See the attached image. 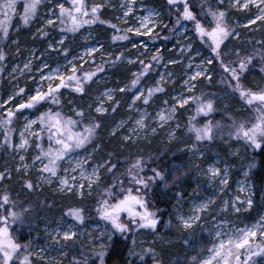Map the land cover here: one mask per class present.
<instances>
[{
  "label": "snow or ice",
  "instance_id": "obj_1",
  "mask_svg": "<svg viewBox=\"0 0 264 264\" xmlns=\"http://www.w3.org/2000/svg\"><path fill=\"white\" fill-rule=\"evenodd\" d=\"M137 2L138 0H121L119 5L121 15L115 19L127 25L124 28L112 23L111 20L101 19L103 9L115 7L110 0L103 2L57 0L55 6L48 9L49 18L45 19L44 24L45 27H59L62 36L56 43L61 46L64 45L68 33H78L85 26L91 28L97 23L107 25L112 30L110 40L113 44L118 41L132 43L130 34L141 38L147 37L149 40L157 39L159 37L157 29L168 28V25L163 24L161 13L156 8L147 6L143 0H140L142 6L137 8ZM46 3H51V0H0V43L11 39L10 29L13 27L19 31L21 25L26 27L34 22L40 15V8ZM166 4L172 22V27L168 30L183 33L191 31L211 55L196 64L195 71L184 81L185 90L190 95H182L176 98V103L170 108L160 109L156 116L152 117L153 121L158 127H163L174 120L178 107L194 105L195 110L187 122V133L192 139L188 148L190 152L203 156L198 145L213 142L217 137L224 139L225 127L228 129L229 140L243 142L245 149L264 151V41H258L261 47L247 54L242 53L240 49H230L227 52L223 50L227 47L226 41L239 35L236 28L228 23V13L223 10L224 0H216L215 7L210 0H200L198 12L192 10L191 0H166ZM228 7L237 10H250L254 7L257 10L254 17L249 18L248 25L243 27L255 25L257 22L264 25V0H229ZM17 18L19 24L14 25L13 21ZM130 20L134 22L129 24ZM189 24L191 28H188ZM37 31L41 36L48 35L43 28ZM164 39L167 40L168 37ZM12 43L17 44L19 52V42L13 40ZM185 47L191 50V44ZM49 48L56 50L53 44H49ZM132 48L138 51L143 48L145 51L141 54L147 55L148 43L142 39L139 45L132 43ZM63 51L67 55L68 50L65 48ZM105 51L104 44L97 41V45L86 47L81 55L74 56L66 65L52 68L44 62L38 68L40 82L34 91L28 92L25 88H19L6 99L0 100V135L3 136L0 148L10 149V154L19 155L20 163L15 169L17 173L23 171L27 175L31 169L36 170L37 181L29 179L24 183L28 190H34L41 183L51 185L58 182V191L79 197V201L92 196L95 192L97 195L95 213L101 221L110 225V228L101 231L100 237L92 239L106 238L111 241L116 233L121 236L133 233L135 236L142 230H150L156 234L158 225L162 222L160 219L162 210L156 207L152 195L157 191L165 195L167 191L182 186L191 170L187 165L179 164H173L171 168L162 167L158 163L160 158L152 155L146 160L144 155L136 154L121 161L114 152H109L107 159L97 158V154L102 150L98 140L99 130L104 127L103 120L110 113L115 114L121 104V101L116 99V93L131 96L128 111L137 115L135 118L130 115L127 119L119 120L109 135L115 137L121 129L127 128L128 134L120 137L121 145L132 146L141 139L140 132L149 131L147 120L150 114L146 110H140L137 101L148 105L155 94L164 91L162 85L166 83L165 76L161 74L159 80L152 86L145 88L143 85V81L153 70V62L159 64L163 59L160 49H156L149 62L138 58L132 59L123 51L118 55L108 52L109 59L103 64L96 65L94 70L85 67L95 63L94 57L97 53L103 59ZM183 51L182 48L181 52ZM197 55L200 53L197 52ZM233 56L235 59L231 58ZM7 58V53L0 47V72L4 71L3 64ZM257 60L261 64L258 69L260 82L246 84V74L256 67ZM125 62L138 64L140 70L132 72V78L123 86L105 88L92 98L87 108L72 102H70L72 106L66 108L62 103L60 99L62 90L71 89L78 97L87 96L91 84L97 82L98 73L105 71V65L119 70L120 65ZM168 63L176 64L178 61L170 58ZM214 64H218L220 69V83L224 85L223 95L203 92L200 95L191 94L194 93L197 82L208 81L211 85L214 78L211 66ZM187 67L192 69V64L189 63ZM45 69L48 70L46 74ZM18 71L21 74L25 71L31 72L32 59L25 62L23 68L16 65L12 69L13 73ZM171 75L169 72L168 76ZM225 98H235L248 114L246 118L238 119L224 111L222 119L226 118L229 121L227 124L207 119L218 111L216 105ZM164 103L167 104V101ZM227 107L225 105V109ZM41 108L44 110L40 111ZM30 110H35L32 111L31 117L23 116L25 111ZM20 116H23L24 123L17 128L15 124ZM198 118H204L205 122L199 123ZM129 124L132 125L130 128ZM176 127L179 128L180 125L177 124ZM150 131L155 134L157 129L152 127ZM168 136L170 142L176 139L175 131H170ZM29 151L35 153L31 164L26 162ZM217 163L209 164L199 174L207 177L209 182L218 181L219 191L225 192L229 186L228 166L221 169ZM122 165L127 167L120 172ZM195 167L199 169L200 165L197 164ZM251 167L254 165H249V168ZM182 168L188 170L182 171ZM148 172L151 175H148ZM248 174L245 172V177ZM10 177L11 171L7 167L0 171V182ZM107 180L111 182L106 183ZM239 192L249 194L243 200L240 195L229 199L221 198L216 208H213L217 205L216 199L209 196L199 202H193L186 212L182 210L181 205L184 193L176 192V204L173 205L172 215L178 229L195 232L199 228L203 232L208 223H212V227L207 228V236L198 237L200 242L198 250L196 241L184 240L185 245L193 248L194 254L183 264H264V209L254 222L243 223L242 226L226 218L230 211L239 214L242 209L245 211L253 209L251 187L242 183ZM17 207V202L7 191L0 193V264L34 262L61 264L55 257L48 255L49 248L52 251H59L62 256L67 255L65 248L76 244L82 235L75 228L77 224L85 222L84 208L68 207L66 212H62L61 220L57 222L56 227L51 231L46 230L51 238L50 244L47 247H38L31 241L22 244L14 235L16 229L12 226L17 223L23 224L25 214L30 211L23 207L17 211ZM206 216L210 217V221L205 219ZM65 217L71 218L75 223L68 222ZM170 224L171 220L165 226ZM89 242L91 243V240ZM132 244L134 246L136 244L134 238ZM55 245L59 248L54 247ZM106 247L105 244H101L100 250L94 252L100 264L105 262ZM143 253L151 254L154 264H161L154 249H144ZM130 255L135 253L130 251ZM81 256L82 259L79 260L73 257L69 264H89L88 258L83 257V254ZM140 258L143 261V254Z\"/></svg>",
  "mask_w": 264,
  "mask_h": 264
},
{
  "label": "rangeland",
  "instance_id": "obj_2",
  "mask_svg": "<svg viewBox=\"0 0 264 264\" xmlns=\"http://www.w3.org/2000/svg\"><path fill=\"white\" fill-rule=\"evenodd\" d=\"M100 2H103V0H97ZM140 1V0H138ZM164 1L165 6V15H166V24L168 25V28L172 27V23L167 21L168 16V7L166 4V0ZM121 2V0H120ZM193 8L192 10L194 12L199 11L200 6V0H191ZM210 3L215 7L216 6V0H210ZM229 0H224V9L228 13V23L232 25L234 28H236V31L239 33L238 36L232 37L229 39V41H226L227 47L223 50L225 52L229 51L230 49H240L242 53H251L254 49H259L261 45L257 43L258 41H264V25H261L260 22H257L255 25H250L247 27H243L244 25H248V19L254 17L256 13V9L253 7L250 10H237L235 8H229ZM154 8V7H153ZM158 10V9H157ZM48 17V9L45 10L44 18L39 20L42 23V25L34 24L33 27L38 28L40 27L44 29V31L51 32L53 28H55L56 33H61L58 26H47L45 27L44 21ZM54 18V17H53ZM170 24V26H169ZM23 28V26L21 25ZM167 28L166 31V37L168 39H171V44H174V47H168L167 51L172 50V54H166V58L164 61V66H162L159 71L155 74V77L152 79V83L154 84L157 80H159L160 75L165 76L166 83H164L162 86L164 88V91L161 93L155 94L149 101L148 105H144L142 101H137V107L144 111L146 110L150 115L147 120V123L149 125V131L147 133L140 132L139 135L141 139L138 142H145L146 146L151 145L150 141H147V137H157L156 140L153 141L154 146H150V148L157 149V150H164L166 143V147H172V151H170V162L173 164H179V165H187L188 169H190L189 173V182L191 184V190L188 193L187 197H184V199L181 201L182 210L187 211L188 208L191 206L193 202H199L202 199H206L209 196H213L214 199L217 201V205L213 206V208H216L219 206L221 198L223 199H229L230 197H235L236 195H240L241 199L243 200L245 196H247L249 193L244 192L240 193L239 188L241 187L242 183H245L251 187V196L253 199V188L252 183L250 180V169H249V156L252 155L254 152L253 149L248 148L245 149L243 142H236L234 139L229 140L227 138L228 129L227 127L224 128V139H221L220 137H217V139L210 143H205L202 145H198L200 148V151L203 152V156H200L199 153H192L188 150V148L191 146L192 139L190 138V134L187 133V122L188 117L194 112L195 106L194 105H188L184 108H177V112L175 114V118L172 121H169L168 124L164 125L163 127H158L157 124L153 121L152 117L156 116V113L160 109H167L170 108L173 104L176 103V98L180 96H187L190 95L185 90L184 81L188 78V76L195 71V65L200 63L204 58L211 55L209 50L202 46L201 42L193 35L191 31H188L186 33H183L182 31H175L170 32ZM188 28H191V25H188ZM35 31L34 33H38V31ZM82 34L83 42L90 44L92 46V40L94 38L93 30L92 28L84 29L83 32H80ZM51 33H49L50 35ZM54 34V33H53ZM62 34H60L58 37V40H55L53 43L46 44L43 51L40 52L39 49H37V45L40 44L41 39L37 37L29 38L27 42L22 41V55L20 60V67L23 68V65L25 62H27L29 59H32V71L28 72L25 71L23 74H21L19 71L13 73L12 69L14 66L11 67V69H6V65L3 64L4 71L0 72V74H7V79H11L10 83H5L6 86L0 87V92L10 95L15 91V86L7 87L9 84L14 83L15 78L20 75V88H25L26 91L32 92L34 89L38 86L40 82V74L38 72V68L44 63L47 62L52 68L57 67L58 65H65L67 62V58L64 59L63 56L59 55H53V51L56 52L59 50L60 46L57 41L61 39ZM167 39V40H168ZM169 39V40H170ZM6 43V44H5ZM30 43V44H29ZM2 44H4L5 49L2 47ZM49 44H53L54 48L56 50H53L49 48ZM191 44V50L187 49L185 46ZM27 45V46H26ZM97 45V44H96ZM0 47H2L4 50L8 51V47H13V43L9 40L4 41L3 43H0ZM184 49L183 53L181 52V49ZM197 52L200 53V55H197ZM83 52L77 53V55H81ZM33 56L35 58H33ZM175 59L178 61L176 64H170L168 63L169 59ZM191 58V59H190ZM232 59H235V57H231ZM54 60L51 62V60ZM72 60V59H71ZM189 63L192 64V69H188ZM256 67L249 71L246 74L245 83L246 84H253V83H259V67L261 66L259 60L256 62ZM212 67V75L215 77V88H217V91H212L209 94H216L218 96L223 95V89L224 85L220 83L221 80V73L218 64H214ZM6 69V71H5ZM45 74L47 73V69L44 70ZM171 73V76H168V73ZM17 75V76H16ZM213 76V77H214ZM2 78H0L1 80ZM12 81V82H11ZM204 86H207L209 83L204 81ZM151 84V86L153 85ZM203 82H197V87L194 91V95H200L201 92L206 93L205 90L202 87ZM212 84V83H211ZM214 84L212 86L214 87ZM200 87H202L200 89ZM2 88V91H1ZM200 89V90H198ZM105 90L102 89L101 91L99 88L93 86V88H89L88 95L86 98L92 100V98L97 95L99 92H103ZM0 93V97L2 98ZM64 93H62L63 96ZM76 96L75 94H73ZM158 95H161V100L157 102L155 99ZM78 97V96H76ZM84 97L76 98L80 100L82 103L89 104L92 101H89ZM26 99V97H25ZM167 101V104L164 102ZM131 103V96L128 98L127 103L124 107L125 116L116 117L112 120L111 124L109 126L102 127V129L99 130V136L100 139L98 140V143L101 144L102 148L103 146H106L108 148L107 151L103 154V158L107 159V153L114 152L119 160H123L125 157H130L132 155L136 154H142L144 155L145 159L147 160L150 155L156 157L154 155V152L151 153L148 150H144V147L134 148L130 154H126L124 151L127 148L126 144L121 145L120 137L123 135L128 134L127 128L121 129L117 136L114 138L109 135L112 128L115 127L116 123L121 119H127L130 115L132 117H136L135 112H129L128 111V104ZM225 105H227V109H225ZM218 111L216 113H213L210 117L207 119L213 120V122L219 120L222 124H227L229 121L225 118L222 119V115L224 111H227L232 116L243 119L246 118L248 115L245 110L241 107V104L235 99V98H225L221 103H218L216 105ZM178 110H182V116L184 120H180L179 117H177ZM25 116V115H23ZM23 116L21 119L17 120L15 127L19 128L23 125L24 119ZM31 117L30 115H26ZM199 123L203 124L205 122L204 118H198ZM179 124L180 127L177 128L176 125ZM132 125L129 124L128 127L130 128ZM152 127H155L157 129L156 133H151L150 129ZM175 131L176 139L169 141L168 133L170 131ZM146 137V138H144ZM18 139V137H17ZM3 136L0 135V142H2ZM166 140V141H165ZM218 142L219 147L215 146L213 143ZM137 143L135 146H138ZM160 145V146H158ZM134 146V145H132ZM207 147H210L209 149ZM3 150V155H6V158H3V161H0V171H4L5 167H7L11 171V177L9 179H6L2 182H0V193L7 191L13 200L17 202V211L20 210L21 207L30 209L29 212H27L25 222L23 224H14L12 227L16 229L14 232V235L18 237L20 243H28L29 241L32 242L34 246L38 247H47L50 242L51 238L47 235V231H51L53 228L56 227L57 222L61 220L62 212H66L68 207H82L84 208L85 202H79V197H73L71 194L63 193L58 191V182H54L53 184H44L41 183L39 187H36L34 190H28L24 187V183L26 180L31 179L32 181L36 182L38 173L35 169H31L27 175L21 171L20 173H17L15 171L16 167L19 165V155L17 154H10L11 150L7 148H0V153ZM90 150V149H89ZM222 150V151H219ZM147 151V152H146ZM158 152V151H157ZM224 152V153H223ZM176 153L179 154V160L174 161V156ZM223 153V154H222ZM35 153L32 151H29L27 153V160L26 162L31 164L32 156ZM1 158V157H0ZM99 159V158H98ZM116 162L115 160L113 161ZM219 162V163H217ZM163 166L165 168H170L169 161L164 162ZM217 163V166L223 169L225 166H228L229 170V186L225 189V192H220L219 188L217 187L218 181L215 183L209 182L207 177L200 175V171L204 168H207L209 164ZM199 164L200 168L197 169L195 165ZM153 166V165H152ZM127 167V165H122L120 167V172L124 171V168ZM188 169H183L182 171H187ZM248 172V176L245 177L244 173ZM148 175H151L150 172L147 173ZM122 178V177H121ZM13 180V184H9L7 181ZM106 183H110V180L105 181ZM195 190V191H194ZM226 193V194H225ZM261 195V201L257 205L256 211L252 214L253 217H250L249 219L242 218L241 213H243V216H246L244 213L248 212L244 209L241 210L239 214L232 213L231 211L226 216L227 219H230L236 223L243 225V223H250L254 222V220L258 217V214L264 209V187L262 192L260 191ZM65 196V197H64ZM72 196V197H71ZM89 200H92V203L90 204V207L88 210H85V222L83 224H77L75 230L79 233H82V235L79 238V241L72 245L69 248H65L64 251L72 252L73 254L71 257L67 258L66 256H62L59 251H52L51 248H49L48 255L51 257H55L57 260L61 262V264H69V261L75 257L77 260L82 259L81 254H83V257L88 258L89 264H100L99 259L94 255V252H98L100 250V245L105 244L108 240L106 238H99V239H92L93 237H100L101 231L105 230L106 228H110V225L106 224L104 221H101L99 217L95 213V202L97 199V195L94 192L92 196L88 197ZM88 198H86V205L88 204ZM85 209V208H84ZM174 213V209L172 210V214ZM169 215L164 221H162L158 225V229L156 234H153L150 230H142L138 235H133V233H127V236H130V241L133 240L134 237H138L136 240V249H145V246H151L153 245L152 241L154 242V246H167L165 250H168V256L166 259L162 262L163 264H183V262L189 258L192 254H194V250L192 247H189L184 244L185 239H191L190 237L196 236L197 237H206L207 236V228L212 227V223L209 222L207 225V228L201 232L199 228H197L196 232H186L183 230H180L176 226V221L174 218V215ZM219 218H225V217H218ZM68 222L75 223L71 220L69 217H65ZM206 220L210 221V217L206 216ZM171 220V224L168 225L169 221ZM218 222V221H217ZM203 223V221L201 222ZM165 228L168 230L167 232L170 233V235L173 237L170 240H166L165 237L160 236L159 229ZM164 234V233H163ZM91 240V243L89 242ZM140 245H144L141 247ZM54 247L59 248L58 245H55ZM200 247L199 244L196 245V250H198ZM76 252H82L81 254L77 255ZM68 254V252H67ZM140 253L135 251V256H137V259H139ZM144 261V260H143ZM141 262L140 264H146V262ZM151 263L154 264L153 257H151L150 260ZM36 264V262H34Z\"/></svg>",
  "mask_w": 264,
  "mask_h": 264
},
{
  "label": "flooded vegetation",
  "instance_id": "obj_3",
  "mask_svg": "<svg viewBox=\"0 0 264 264\" xmlns=\"http://www.w3.org/2000/svg\"><path fill=\"white\" fill-rule=\"evenodd\" d=\"M96 2H100L97 1ZM111 4L114 5L115 7H107L105 9L102 10L101 13V19L102 20H111L112 23H117L119 27L124 28L127 27V25L125 24H121L119 21H117L115 19L116 16L121 15V11L119 9V5H120V0H110ZM57 3V0H51V3H46L45 6H42L40 8V15L39 17L32 22L30 25L28 26H23V28L20 26V30L16 31L15 27H13L12 29H10L11 32V39H9L10 42H12L13 40H17L19 42V52H17V44L13 43V47L11 48H7V50H4L7 55L8 58L7 60L4 62V64L6 65V63L8 64L7 67H5L6 69H11L12 66H16L19 65L20 66V60H21V55H22V41L27 42L29 38H33L37 37V35H39V38L42 39L40 44L37 45V49L41 51L44 50L46 44L48 43H53L55 40H58V37L60 34L62 33H55L53 31L49 32L47 31L48 35L45 36H41L40 34L34 33L37 28L33 27L34 24H38V25H42L43 22H41L39 20L44 18V14H45V10L49 9V8H53L55 6V4ZM144 4H147V6L149 7H154L156 9H158V11L161 13V20L163 22V24H166L165 21V6H164V1L163 0H143ZM141 2L138 1L137 2V8H140ZM139 14V13H138ZM134 20H130L129 24L133 23ZM14 25L19 24V20L14 19L13 21ZM92 30H93V34H94V38L91 39L92 40V46L97 44V41H99L100 43L104 44L105 47V55L103 57V59H101V56L99 53H97L94 57L95 59V63L90 64V65H86L85 67H90L91 69H95L96 65L98 64H103L105 60L109 59L108 56V52L113 53V55H118L120 52H125L126 56H129L132 59H141V60H145V62H149L151 59V56L153 54H155L156 49H160V53L163 56V59L159 62V64H155V62H153L154 67L152 70V76L153 78L155 77V74L159 71V69L164 66V61H165V51H166V47H165V30L166 28L161 27L160 29H157V31L159 32V37L155 40H149L147 37H136L132 34H130V38L132 40V43H136L139 45L140 41L143 39L145 41H147L148 43V49H147V55H142L141 53H143L145 50L143 48H140L139 51L137 49L132 48V43H130L129 41H118L115 44H113L110 40L112 33V30L109 29L107 27V25H101L99 23L92 25L91 26ZM40 29V27L38 28ZM84 29H89V27L85 26V28L81 29L80 32H83ZM78 32V33H68L67 34V38L64 41V45L60 46L59 48V55L63 56L64 59H68V61H70L71 59H73L74 56H79L77 55V53L79 52H84L86 47H89L90 44L83 42L82 34ZM49 33H51L49 35ZM54 33V34H53ZM123 34V33H121ZM6 44V43H5ZM30 44V43H29ZM27 46V45H26ZM2 47L5 49L4 44H2ZM174 47V45L172 46ZM67 49L68 53L67 55L65 54V52L63 51V49ZM66 62V64H67ZM65 64V65H66ZM5 69V71H6ZM139 65L138 64H127V62L123 63L122 65H120L119 70L113 69L111 67H108L107 65H105V71L98 73L97 75V82L91 84L90 88L93 86L99 88V90L101 91L104 88H117L118 86H123L124 83H127L132 77H131V73L135 72V71H139ZM7 74L3 75L0 74V78H2L0 80V87H3L5 83H10L9 81L11 80L10 78L7 79ZM17 76V75H16ZM149 79H150V74L148 75V77L143 81V85L145 88H147L148 83H149ZM12 82V81H11ZM153 82V81H152ZM15 86V91L18 90L20 88V75H18L15 78L14 83L9 84L8 87H12ZM2 91V88H1ZM1 93V92H0ZM63 96L61 95L60 99L62 101V103L65 105L66 108L71 107L72 104H77V105H82L85 108H87L88 104H84L82 103L80 100L76 99L79 97H76L73 95V93L71 92V89H64L62 90ZM2 98L0 97V100L6 99L7 98V94L1 93ZM127 95H121L120 93H116V99L121 101L119 110L115 113V114H109L107 117H105V119L103 120V122H105V126H109L112 122L113 119H115L116 117H120V116H125V112H124V107L127 103V100L129 97H126ZM87 96H84V98H86ZM88 99V98H86ZM89 101H92L90 99H88ZM19 102V101H18ZM70 102H72V104H70ZM44 108H41L40 111H43ZM32 111L35 110H30V111H25L23 113V115H30L32 114ZM36 114L38 115L39 113L36 112ZM22 116L19 117V119H21ZM18 119V120H19Z\"/></svg>",
  "mask_w": 264,
  "mask_h": 264
},
{
  "label": "trees",
  "instance_id": "obj_4",
  "mask_svg": "<svg viewBox=\"0 0 264 264\" xmlns=\"http://www.w3.org/2000/svg\"><path fill=\"white\" fill-rule=\"evenodd\" d=\"M166 17V16H165ZM167 21L171 22L169 18H167ZM172 23V22H171ZM170 26V24H169ZM53 32L56 33L55 31V28L52 29ZM166 31H167V28L165 30V37H166ZM38 38H39V35H38ZM170 39V38H169ZM165 40V47H166V51H165V56L166 54H172V50L171 51H167V48L170 47L171 45V39L170 40ZM42 40V39H41ZM53 55H58L59 52H53L52 53ZM54 61L53 59L51 60V62ZM153 74L150 73V79H149V83H148V86H151L152 83V79H153ZM214 76V75H213ZM215 77L213 78V80L211 81L212 84H214V80H215ZM203 84H202V87L203 89L205 90V94H209L211 93L212 91L216 92L217 91V88H215V84H214V87L211 85H207V86H204V81H202ZM208 83V81H206ZM200 87V89L202 88ZM198 89V90H200ZM126 97H130V95H127ZM157 102H159L161 100V95H158L155 99ZM179 112L177 113V117L180 118V120H184L183 116H182V110H178ZM105 119V118H104ZM114 138V137H113ZM157 137L153 138L151 136H148L147 137V141H150L151 145L149 146H146L145 145V142H138L140 144H138V146H127V148L125 149V153L126 154H130L131 151L134 149V148H139V147H144V150H148L150 151L151 153L154 152V155H156V157H159L160 159L158 160V163L162 166V167H165L163 166V163L165 164L166 161H169V164H170V168L172 167L173 163L170 162V151H172V147H166V143L164 142V145H165V148L164 150H157V149H152L149 147L150 146H154V143L153 141L156 140ZM166 141V140H165ZM215 146L219 147V143L218 142H214L213 143ZM160 146V145H158ZM208 149L210 147H207ZM108 148L106 146H103L102 150L99 152L100 154H104L105 151H107ZM158 151V152H157ZM219 151H222V150H219ZM147 152V151H146ZM224 153V152H223ZM222 153V154H223ZM9 154V153H8ZM3 155V150L1 151L0 153V161H3V158L8 155ZM179 154L180 153H176L175 156H174V161H178L179 160ZM248 161L250 163V165H254V167H251L249 168L250 169V180H251V183H252V188H253V202H254V207L253 209L249 210L248 212L244 213L246 216H243V213H241V216L242 218H247L249 219L250 217H253L252 214L256 211V209L258 208L257 205L258 203H260L261 201V195H260V191L262 192L263 190V187H264V151H260V150H255L251 156H249L248 158ZM2 165H0L1 167ZM155 166V165H153ZM189 178L188 177L185 182L182 184V186L176 188L175 190H172V191H167V193L165 195H161L159 191H157L155 194L152 195V199L156 201V207L161 209L162 212H161V215H160V219L161 221H164L169 215L172 214V210H173V205L176 204V192H183L184 193V197H187L188 193L190 192L191 190V184L189 182ZM9 184H13V180H8L7 181ZM65 197V196H64ZM72 197V196H71ZM88 198V197H87ZM90 198H88L89 200ZM86 200L87 199H84L83 201L85 202V205H84V210H88L89 207H90V204L92 203V200H89L88 201V204L86 205ZM83 201H79V202H83ZM168 230H166L165 228H160L159 229V234L160 236H166V240H170L171 238H173L170 233L167 232ZM196 232V231H195ZM164 233V234H163ZM133 238L135 240H137L138 237H134ZM192 241H196V245L199 244V241H198V237H197V232H196V236H192L190 237ZM153 245H149V246H145V249H148V248H152L154 249L156 255L160 258V261H161V264H163L162 262L166 259V257L168 256V253L167 251L168 250H165L166 247L164 246H154V242L152 241ZM105 245L107 246L106 247V255H105V262L104 264H140L141 262L140 261V257L141 255L143 254L144 256V261L143 262H146V264H149L151 263L150 260H151V257L152 255L151 254H144L143 253V249H136V244L135 246L132 244V241H130V236H127L126 234L121 236L119 233H116L112 240L111 241H107L105 243ZM141 247H143L144 245H140ZM130 251L131 252H134L137 251L140 253V257L139 259H137V256L135 255H130ZM68 254H67V258L71 257V255L73 254L72 252L67 251ZM82 252H76L77 255L81 254Z\"/></svg>",
  "mask_w": 264,
  "mask_h": 264
},
{
  "label": "bare ground",
  "instance_id": "obj_5",
  "mask_svg": "<svg viewBox=\"0 0 264 264\" xmlns=\"http://www.w3.org/2000/svg\"><path fill=\"white\" fill-rule=\"evenodd\" d=\"M5 86H6V84H4V87H5ZM7 87H8V85H7ZM99 155H100V157H103V155H102V154H100V153H99Z\"/></svg>",
  "mask_w": 264,
  "mask_h": 264
}]
</instances>
